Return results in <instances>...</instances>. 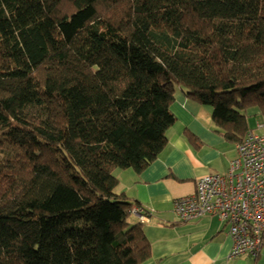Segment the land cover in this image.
<instances>
[{
    "label": "trees",
    "instance_id": "16d2710c",
    "mask_svg": "<svg viewBox=\"0 0 264 264\" xmlns=\"http://www.w3.org/2000/svg\"><path fill=\"white\" fill-rule=\"evenodd\" d=\"M178 90L255 132L264 0H0V264L145 263L114 171L158 159Z\"/></svg>",
    "mask_w": 264,
    "mask_h": 264
},
{
    "label": "crops",
    "instance_id": "0c3cea01",
    "mask_svg": "<svg viewBox=\"0 0 264 264\" xmlns=\"http://www.w3.org/2000/svg\"><path fill=\"white\" fill-rule=\"evenodd\" d=\"M171 110L177 122L158 159L140 174L127 170L129 183L121 181L124 172L116 175L120 180L116 192L140 204L141 211L125 216L130 225L141 224L150 245V258L143 264H264V245L257 260L230 257L233 241L229 227L218 216L183 221L175 215V198L193 193L196 182L208 175L227 174L238 152L237 145L226 141L215 128L210 107L178 90ZM186 131L198 142H189ZM139 213L147 216V221L140 222Z\"/></svg>",
    "mask_w": 264,
    "mask_h": 264
},
{
    "label": "built area",
    "instance_id": "2783aa9c",
    "mask_svg": "<svg viewBox=\"0 0 264 264\" xmlns=\"http://www.w3.org/2000/svg\"><path fill=\"white\" fill-rule=\"evenodd\" d=\"M237 152L227 174L208 175L196 182L193 193L175 198L174 213L183 221L218 216L229 227L230 257L257 260L264 245V135L249 132ZM139 214L140 222L147 221Z\"/></svg>",
    "mask_w": 264,
    "mask_h": 264
},
{
    "label": "rangeland",
    "instance_id": "374dc122",
    "mask_svg": "<svg viewBox=\"0 0 264 264\" xmlns=\"http://www.w3.org/2000/svg\"><path fill=\"white\" fill-rule=\"evenodd\" d=\"M249 126L252 130H255L257 131L258 133L264 135V127L262 128H258V123L260 124H263L264 125V119L260 118V117H255V116H251L249 117ZM127 170H130L131 172H134L136 175L138 174L137 172H135L133 169H117L114 171V174L115 175H118V174H122L123 172V175L121 176L122 177V182H124L125 184L126 183H129V179L128 177L130 176L128 173H125L127 172ZM129 171V172H130ZM123 184H121V187L120 189L122 188ZM133 211H129L128 213H132Z\"/></svg>",
    "mask_w": 264,
    "mask_h": 264
}]
</instances>
